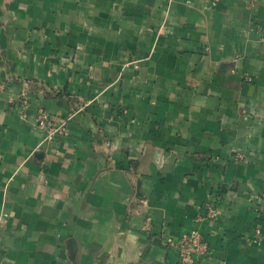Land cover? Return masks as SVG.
Returning <instances> with one entry per match:
<instances>
[{
    "label": "crops",
    "instance_id": "1",
    "mask_svg": "<svg viewBox=\"0 0 264 264\" xmlns=\"http://www.w3.org/2000/svg\"><path fill=\"white\" fill-rule=\"evenodd\" d=\"M0 84V264H264V0H0Z\"/></svg>",
    "mask_w": 264,
    "mask_h": 264
},
{
    "label": "built area",
    "instance_id": "2",
    "mask_svg": "<svg viewBox=\"0 0 264 264\" xmlns=\"http://www.w3.org/2000/svg\"><path fill=\"white\" fill-rule=\"evenodd\" d=\"M247 79L250 80L249 77ZM3 86V84H0V89H2ZM20 97L25 99L24 93H22ZM24 107H26L25 104ZM67 121V117L57 120L42 107L37 109L35 115V125L43 130V140L47 142L68 134ZM205 210L206 216L209 218H214L219 214L214 203L210 201L205 204ZM165 244L176 251L178 256L177 264H194L195 258L206 253L209 248L198 229H191L176 238L167 237L165 239Z\"/></svg>",
    "mask_w": 264,
    "mask_h": 264
}]
</instances>
